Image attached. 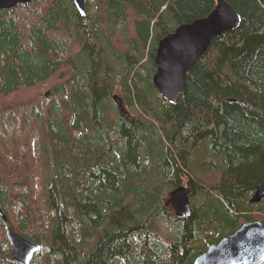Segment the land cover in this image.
Wrapping results in <instances>:
<instances>
[{
    "label": "trees",
    "instance_id": "16d2710c",
    "mask_svg": "<svg viewBox=\"0 0 264 264\" xmlns=\"http://www.w3.org/2000/svg\"><path fill=\"white\" fill-rule=\"evenodd\" d=\"M91 1L0 10V264H20L6 229L37 245L28 264H192L264 223L248 201L264 180V0H225L238 26L172 102L152 82L157 42L216 0ZM180 184L196 205L170 237L157 217Z\"/></svg>",
    "mask_w": 264,
    "mask_h": 264
},
{
    "label": "water",
    "instance_id": "95a60500",
    "mask_svg": "<svg viewBox=\"0 0 264 264\" xmlns=\"http://www.w3.org/2000/svg\"><path fill=\"white\" fill-rule=\"evenodd\" d=\"M30 1L0 0V10ZM72 1L80 14L86 13L87 0ZM238 23L239 17L230 5L225 0H216L206 16L182 23L160 38L154 55L156 71L152 82L161 97L172 102L184 93L186 73L206 52L211 40L235 29ZM188 193V187L181 184L169 192L168 202L177 218L189 215L192 210ZM263 199L264 180L255 186L248 201L259 203ZM6 236L11 246L10 258L28 264L37 245L10 229H6ZM192 264H264V223L260 219L245 220L234 231L208 245Z\"/></svg>",
    "mask_w": 264,
    "mask_h": 264
},
{
    "label": "rangeland",
    "instance_id": "374dc122",
    "mask_svg": "<svg viewBox=\"0 0 264 264\" xmlns=\"http://www.w3.org/2000/svg\"><path fill=\"white\" fill-rule=\"evenodd\" d=\"M31 2V1H30ZM89 2H91L92 3V1L91 0H88V3ZM85 7H86V5H85ZM94 9V7H92L91 8V11ZM87 12V11H86ZM147 64H148V66H150V64L147 62ZM117 92H118V89H117ZM46 93H48V94H50L51 93V91L50 90H47L46 91ZM119 93V92H118ZM211 175L210 173H206V174H204L203 176L205 177V178H208L209 177V175ZM183 185H185V184H183ZM185 186H187V185H185ZM189 188V187H188ZM190 195V204H191V207H193V206H195L196 205V200H195V198H194V196L192 195V192L190 191L189 193H188V196ZM166 198H168V196L166 197ZM166 200L164 199V202H165ZM264 201H262V203H263ZM164 207L165 208H168L169 209V214H167V212L166 211H163V212H161V215L159 216V217H157V223H158V226H159V229H160V231H161V233H163V234H165V235H168V236H170V237H173V236H175V234H176V231H177V228L180 226V224H181V221H179V218H177V217H175L174 216V213H173V209L171 208V206H170V203L168 202V203H166V205L164 204ZM165 210V209H164ZM4 220H5V218H4ZM209 232H211V233H213L214 232V230H209ZM10 244V243H9ZM11 247V246H10ZM10 252H11V250H10Z\"/></svg>",
    "mask_w": 264,
    "mask_h": 264
},
{
    "label": "bare ground",
    "instance_id": "6f19581e",
    "mask_svg": "<svg viewBox=\"0 0 264 264\" xmlns=\"http://www.w3.org/2000/svg\"><path fill=\"white\" fill-rule=\"evenodd\" d=\"M19 5V4H18ZM16 7V6H15ZM3 10V9H2ZM193 66V65H192ZM189 197H190V195H189ZM190 199V198H189ZM191 203V202H190ZM217 230V229H216ZM216 233V232H215ZM38 249V248H37ZM193 262V261H192Z\"/></svg>",
    "mask_w": 264,
    "mask_h": 264
},
{
    "label": "flooded vegetation",
    "instance_id": "af4514ba",
    "mask_svg": "<svg viewBox=\"0 0 264 264\" xmlns=\"http://www.w3.org/2000/svg\"><path fill=\"white\" fill-rule=\"evenodd\" d=\"M190 190V189H189Z\"/></svg>",
    "mask_w": 264,
    "mask_h": 264
}]
</instances>
